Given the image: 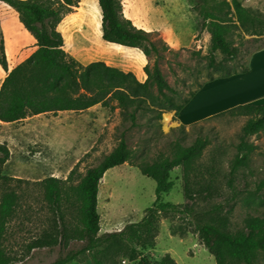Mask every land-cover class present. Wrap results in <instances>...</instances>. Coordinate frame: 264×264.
<instances>
[{
    "label": "rangeland",
    "instance_id": "374dc122",
    "mask_svg": "<svg viewBox=\"0 0 264 264\" xmlns=\"http://www.w3.org/2000/svg\"><path fill=\"white\" fill-rule=\"evenodd\" d=\"M239 1L243 7L264 15V0ZM122 10L125 17L134 12L137 20H146L144 23L153 30L149 32L150 39L158 46V55L152 53L147 57L141 50L103 41L98 1L78 0L73 13L66 15L59 25L67 57L79 67L104 61L134 73L141 82L147 78L144 68L152 69L157 63L175 91L177 103L189 98L210 78L248 67L250 58L264 50V41L235 28L238 23L233 0H123ZM207 15L228 21V38L239 50L236 60L225 61L218 52L211 54ZM5 32L9 37L6 58L17 66L34 52L36 43L26 34L16 11L0 2V36L4 48ZM211 57L215 59L214 65ZM2 71L0 66V86L5 78ZM217 89L221 93L225 91L224 87ZM223 100L219 99L218 103H224ZM209 102L208 87L184 110L183 121L194 120L199 112L213 110ZM172 113L162 114L159 131L163 135L181 127L173 120V125L166 128L165 122ZM246 121L247 117L220 115L185 126L186 144H191L199 134L210 141L199 164L219 171L215 185L220 195L212 199H186L180 168L171 172L174 186L160 202L156 200L155 181L143 176L138 168L125 164L109 170L100 182L98 236L113 235L98 248L78 254L67 264H169L170 260L175 264H216L199 241L198 225L224 219L230 231L242 230L248 213L244 199L264 180V138L260 133L246 139L256 150L249 166L237 173L236 192L227 186V175L240 142L239 132ZM139 122L141 125L127 131L126 140L137 151V158L146 157L151 162L165 147L163 136L153 126H147L144 118ZM128 126L129 123L123 126L119 109L100 105L83 113L42 114L18 123H0V145L5 144L10 152L8 161L0 165V175L13 179L8 183L0 180V198L5 191H14L20 198L17 216L10 223L3 242L18 258L15 264H54L60 256L81 247L82 243L71 241L65 250L53 246L28 252L30 242L48 233L55 219L43 198L42 188L35 183L49 177L65 179L78 163V174L83 175L117 146L120 133ZM258 195L251 204L264 212V189ZM160 204L179 206L181 212L158 213L153 239L147 230L135 234L150 214L148 211ZM257 264H264V252L259 254Z\"/></svg>",
    "mask_w": 264,
    "mask_h": 264
},
{
    "label": "trees",
    "instance_id": "16d2710c",
    "mask_svg": "<svg viewBox=\"0 0 264 264\" xmlns=\"http://www.w3.org/2000/svg\"><path fill=\"white\" fill-rule=\"evenodd\" d=\"M97 1L103 41L141 50L147 57L152 53L158 55L159 48L151 41L150 33L138 28L123 15V0ZM0 2L16 11L23 28L36 41L34 52L9 71L4 41L0 36V66L6 72L0 86V122L18 123L42 114L56 116L66 112L83 113L100 105L110 110L119 109L123 126L129 123L120 133L117 146L83 175L78 174V163L65 179L49 177L35 183L42 188L43 198L55 219L52 220L48 233H43L30 242L28 252L53 246L65 250L71 241L82 243L77 251L60 256L54 263L67 264L78 254L98 248L111 237L113 234L109 233L104 237L98 236L99 185L109 170L125 164L138 168L143 176L155 181L157 202L172 190L174 184L171 181V172L176 168L182 170V190L186 199H212L213 196L220 195L215 185L219 171L199 164L210 145L208 138L199 134L191 144H186V127L182 125L178 130H172L169 135H163L159 131L162 114L174 112L173 120L176 121L178 114L196 91L189 98L177 103L173 96L176 93L169 86L157 63L152 69L148 66L144 68L147 78L141 82L134 73L108 65L104 61L91 62L84 67L71 61L64 50L65 42L59 25L66 15L73 13L78 0ZM233 7L238 23L234 25L235 28H240L245 35L264 41V15L243 7L239 0H233ZM207 18L210 20L207 30L211 36V54L218 52L225 61L236 60L239 50L228 38V21L213 15H207ZM210 61L211 65L216 63L214 57ZM247 71L248 67L238 72H225L217 78H210L208 82ZM220 115L247 117L239 132L237 154L227 175V186L236 192L234 181L237 173L241 168L249 166L251 155L256 150L255 145L248 143L246 139L259 135L264 129V104L240 105L214 117ZM141 118H144L147 126H153L160 132L164 140L165 147L151 162L146 157L137 158V151L131 149L126 140L127 131L141 125ZM9 158L10 152L6 145H0V165L5 164ZM0 180L8 183L13 179L0 175ZM262 189L264 180L257 186L256 191L248 192L244 199L248 213L242 230L230 231L224 219L198 225L199 241L215 258L216 264H257L259 254L264 252V212L255 209L251 202L259 197L258 192ZM19 200L14 191H5L0 198V264H15L18 259L3 246V242L10 223L17 216ZM166 212L180 213L181 208L171 204L155 205L148 211L150 214L135 234L139 235L147 230L153 239L157 214ZM145 247L148 248V244ZM169 264L175 262L170 260Z\"/></svg>",
    "mask_w": 264,
    "mask_h": 264
},
{
    "label": "crops",
    "instance_id": "0c3cea01",
    "mask_svg": "<svg viewBox=\"0 0 264 264\" xmlns=\"http://www.w3.org/2000/svg\"><path fill=\"white\" fill-rule=\"evenodd\" d=\"M126 18L130 19L134 23V25L137 26L138 28H141L147 32L153 31L148 23H144V21H146L145 19L137 20L134 17V12H131L130 15H126ZM156 31L160 32V30H156ZM26 34L30 36V40H32V42L36 43V41L33 39L31 35H29L28 32ZM162 35L166 39V36L164 34ZM4 36H5L4 38L5 51L7 53L9 37L6 32L4 33ZM7 60H8V70L10 71L16 65L11 64L9 59ZM2 72L6 76V72L4 70ZM208 87H209V95H210L209 106L213 105V110L207 111L205 113L199 112L196 118H194V120H189V121L184 122L183 115H182L184 110L192 102H195L205 92V90H207ZM219 87L225 88L224 93L218 92L219 89L217 88ZM222 98H224L223 100L224 103L219 104L218 100ZM244 104H255V105L264 104V50H261L255 53L250 58L247 72L238 73V74H234L227 78H220L214 81L207 82L200 89L196 90L194 97L178 114L176 121H175L176 123L175 125H182V126L184 125L186 127H189L192 124L202 122L203 120L209 119L222 112H225L234 107L244 105ZM170 116L172 117L171 122L173 123L174 114L172 113L170 114ZM32 118L34 117L27 118L25 120L32 119ZM262 136L264 138V129L262 131ZM103 180L104 178L102 179V181ZM100 189L101 188L99 185L98 204H99V197H100Z\"/></svg>",
    "mask_w": 264,
    "mask_h": 264
},
{
    "label": "bare ground",
    "instance_id": "6f19581e",
    "mask_svg": "<svg viewBox=\"0 0 264 264\" xmlns=\"http://www.w3.org/2000/svg\"><path fill=\"white\" fill-rule=\"evenodd\" d=\"M172 125H173V123L171 122V118H170V116H168L167 121L165 122V126H166V128H169Z\"/></svg>",
    "mask_w": 264,
    "mask_h": 264
}]
</instances>
